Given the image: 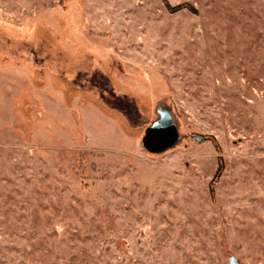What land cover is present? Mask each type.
I'll return each instance as SVG.
<instances>
[{"label": "rangeland", "instance_id": "374dc122", "mask_svg": "<svg viewBox=\"0 0 264 264\" xmlns=\"http://www.w3.org/2000/svg\"><path fill=\"white\" fill-rule=\"evenodd\" d=\"M0 264H264V0H0Z\"/></svg>", "mask_w": 264, "mask_h": 264}, {"label": "water", "instance_id": "95a60500", "mask_svg": "<svg viewBox=\"0 0 264 264\" xmlns=\"http://www.w3.org/2000/svg\"><path fill=\"white\" fill-rule=\"evenodd\" d=\"M175 122L169 113L163 112L147 129L143 138L144 147L152 153L172 147L178 140Z\"/></svg>", "mask_w": 264, "mask_h": 264}]
</instances>
